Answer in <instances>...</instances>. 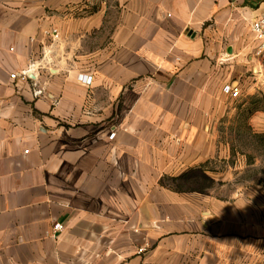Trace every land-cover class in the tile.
<instances>
[{
    "label": "crops",
    "instance_id": "obj_1",
    "mask_svg": "<svg viewBox=\"0 0 264 264\" xmlns=\"http://www.w3.org/2000/svg\"><path fill=\"white\" fill-rule=\"evenodd\" d=\"M262 1L0 0V264H264Z\"/></svg>",
    "mask_w": 264,
    "mask_h": 264
},
{
    "label": "rangeland",
    "instance_id": "obj_2",
    "mask_svg": "<svg viewBox=\"0 0 264 264\" xmlns=\"http://www.w3.org/2000/svg\"><path fill=\"white\" fill-rule=\"evenodd\" d=\"M264 98V95L261 96ZM242 101L238 103L236 106L239 110H242L243 112H248L249 107H252L250 104V99H241ZM260 108L264 109V99L259 104ZM239 129L240 131H237V133L234 135L231 134L229 136V140L232 142L234 141V144L236 147L240 150V152L243 153L244 158L247 161L253 160L256 161V166L245 168L239 174L238 180L240 181H246V180H264V139L261 138V140L254 139L250 135V131L247 127L248 122L240 121ZM234 139V140H233ZM198 184L202 185V187L207 188H215L214 183L207 181L206 179L202 178V176H199L197 178ZM198 184H195L199 186ZM246 184V183H245ZM194 186V184L192 185ZM220 188V187H219Z\"/></svg>",
    "mask_w": 264,
    "mask_h": 264
},
{
    "label": "built area",
    "instance_id": "obj_3",
    "mask_svg": "<svg viewBox=\"0 0 264 264\" xmlns=\"http://www.w3.org/2000/svg\"><path fill=\"white\" fill-rule=\"evenodd\" d=\"M251 29L255 36V39L259 42V52L261 55L262 60V67L258 70H256L255 75H259L264 79V0L261 3L260 12L257 18L251 23ZM52 34L55 38L59 37V33L57 30H53ZM251 72L253 71V68L251 69ZM29 70L23 71L19 76L23 79H26L28 77ZM17 74H12L11 78L16 79ZM78 80L82 82L83 84L90 86L93 82V77L88 75H79ZM41 91L36 92V94H40ZM231 97L234 99L240 98L242 96L241 87L239 84H235L231 86L230 89ZM115 133L113 132L110 135V138L113 139L115 137ZM55 231H62L64 229V226L62 224H56L54 226Z\"/></svg>",
    "mask_w": 264,
    "mask_h": 264
},
{
    "label": "trees",
    "instance_id": "obj_4",
    "mask_svg": "<svg viewBox=\"0 0 264 264\" xmlns=\"http://www.w3.org/2000/svg\"><path fill=\"white\" fill-rule=\"evenodd\" d=\"M263 97H259V96H253L250 98V104L252 105V107H249L248 112H243V116L240 118V121H244L247 122L248 118L251 117L254 113L259 112V111H264L263 108H260L259 104L261 103V101L263 100ZM248 127V125H247ZM264 139V136L260 137ZM260 184L264 187V180L260 181Z\"/></svg>",
    "mask_w": 264,
    "mask_h": 264
}]
</instances>
